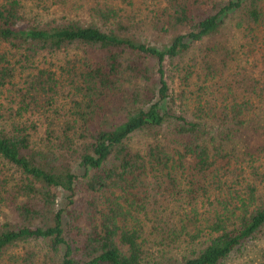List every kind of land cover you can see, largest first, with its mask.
<instances>
[{"label": "trees", "instance_id": "obj_1", "mask_svg": "<svg viewBox=\"0 0 264 264\" xmlns=\"http://www.w3.org/2000/svg\"><path fill=\"white\" fill-rule=\"evenodd\" d=\"M264 264V0H0V264Z\"/></svg>", "mask_w": 264, "mask_h": 264}, {"label": "rangeland", "instance_id": "obj_2", "mask_svg": "<svg viewBox=\"0 0 264 264\" xmlns=\"http://www.w3.org/2000/svg\"><path fill=\"white\" fill-rule=\"evenodd\" d=\"M235 264H240L239 262L235 263Z\"/></svg>", "mask_w": 264, "mask_h": 264}]
</instances>
